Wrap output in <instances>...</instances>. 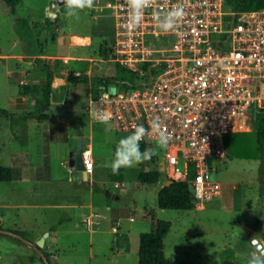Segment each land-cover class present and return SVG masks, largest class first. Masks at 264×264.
<instances>
[{
	"label": "rangeland",
	"instance_id": "rangeland-1",
	"mask_svg": "<svg viewBox=\"0 0 264 264\" xmlns=\"http://www.w3.org/2000/svg\"><path fill=\"white\" fill-rule=\"evenodd\" d=\"M54 1L21 0L16 13L27 21V26L21 28L0 0V108L9 110L14 103L25 102L19 94L26 86L30 87L28 110L35 108L34 100L42 101L46 73L40 59L44 57L16 56L45 51L44 41L38 36L45 26L42 21L55 16L50 13ZM58 15L56 25L61 32H80L87 25L83 20H87L85 12L79 19L69 18L63 6ZM108 20L91 47L71 48L73 56L86 55L92 61H73L70 66L81 72L90 68L91 74H81L87 78L74 87L68 86L69 93L60 109L44 112L47 125H42L44 120L29 121L24 134L15 137L21 129L0 115V165L15 164V180L0 182L1 228L19 231L32 242L48 233L41 249L48 256L55 255L58 264H138L140 233L154 230L157 220H166L171 227L164 238L165 254L178 263L248 264L256 251L250 239L256 238L264 245V205L258 200L261 158L255 126L250 122L245 131L224 135L226 156L209 159L210 179L221 186L222 195L205 208H160L157 195L167 178L162 174L156 184L137 181L142 170H159L164 149L151 160L121 168L118 175H113L106 165L114 158L118 141L132 132L115 131L83 109L90 96L100 92L95 85L97 78H111L122 91L136 81L131 71L112 60L113 23L110 17ZM28 60L34 61L33 68ZM19 70L33 72L29 84L18 83ZM36 79L40 82L34 83ZM63 116L69 119V125ZM77 116L84 127L81 131L76 125ZM68 129L74 135L85 136L84 145L91 149L94 169L88 180L100 188L92 194L87 180H78L76 171L69 166L76 142L72 140L69 147L64 144ZM142 145L144 149L154 148L156 141L141 142ZM20 150H26V157L16 156L14 151ZM106 191L117 198L106 196ZM85 201H91L94 214L81 207ZM256 215L257 223L253 221ZM0 264L45 263L33 248L0 233Z\"/></svg>",
	"mask_w": 264,
	"mask_h": 264
},
{
	"label": "built area",
	"instance_id": "built-area-1",
	"mask_svg": "<svg viewBox=\"0 0 264 264\" xmlns=\"http://www.w3.org/2000/svg\"><path fill=\"white\" fill-rule=\"evenodd\" d=\"M228 1L157 0L134 31L126 27V0L98 6L112 19V60L136 81L124 91L115 83L116 92L108 88L114 82L97 83L100 92L89 98L85 111L96 120L95 110L110 114L107 126L118 132H133V125L150 128L158 118L172 135L159 171L167 179L188 182L191 200L201 208L222 195L210 179L208 161L226 156L224 135L245 131L252 113L264 110V7L234 11ZM174 6L185 13L180 35L161 32L153 18ZM151 141L155 134L142 142ZM82 157L91 175L87 144Z\"/></svg>",
	"mask_w": 264,
	"mask_h": 264
},
{
	"label": "trees",
	"instance_id": "trees-1",
	"mask_svg": "<svg viewBox=\"0 0 264 264\" xmlns=\"http://www.w3.org/2000/svg\"><path fill=\"white\" fill-rule=\"evenodd\" d=\"M21 0H2L4 3V10H6L13 19L19 23V26H27L26 19L20 18L16 13V7ZM234 11H250L257 10L264 7V0H229ZM50 22V19L48 20ZM45 84L43 87V99L42 101H36L34 109L23 111L22 113L16 114L12 113L4 108H0V115L5 118H10L14 124L18 120L21 123L27 120L31 121H43L47 120V114L44 113L49 107L50 102V88L52 80L54 78V73L45 65ZM86 76H75L74 71H69L67 80L68 86L74 87L78 82L85 80ZM113 82L109 77H99L97 78V83L99 85H107ZM30 87H25L21 94H27ZM64 99L67 98V92H65ZM251 123L256 128L257 134V144L260 153L261 163L259 169V187L258 194L259 200L264 205V110H258L252 113ZM76 125L78 129L82 127V122L79 116L76 117ZM81 131V130H80ZM144 149V146H141ZM152 164V161H151ZM162 172L154 167H149L148 171L142 170L137 181L141 184H156ZM191 173L190 177L192 178ZM14 179V170L10 166L0 165V182H9ZM170 180V179H167ZM166 180V182H167ZM164 186L158 191L157 203L160 208L163 209H174V210H191L195 204L191 200L190 195V184L188 182L173 181L169 185ZM95 190H100L98 185H94ZM254 222H258V215L254 218ZM171 224L166 220H157L155 223V228L149 232H142L139 236V251H138V264H180L174 260L171 256H166L164 238L167 235ZM1 228V226H0ZM13 232L23 236L19 231L13 230ZM47 257V253H45ZM41 258V257H40ZM42 260V259H41Z\"/></svg>",
	"mask_w": 264,
	"mask_h": 264
},
{
	"label": "crops",
	"instance_id": "crops-1",
	"mask_svg": "<svg viewBox=\"0 0 264 264\" xmlns=\"http://www.w3.org/2000/svg\"><path fill=\"white\" fill-rule=\"evenodd\" d=\"M103 1L104 0H95V6L92 9L85 11V14L87 15L86 16L87 20L85 18H83V20L87 25H89V27L87 25H86L87 27L86 26H84L83 28L81 27L80 28L81 30H79L80 32H73L74 31L73 29H68V30L61 32L59 30V28L57 27L56 22L59 20L58 11L60 9H62L64 5H59L57 7V9L55 8V9L50 10V13L55 14V16L52 15L50 17L45 18V20L42 21V22H45V26H44V29L40 32V34L38 36L39 39H42L44 41L45 51L40 50L39 52H36L34 54L22 53L21 55L16 56L19 59H24V58L39 59L40 56H43L44 58L40 59V60H42L43 65H47L49 67V69L54 73L53 79L55 80L56 83L51 84L50 102H49V107L46 110V112L60 109L59 106L65 102V99H64V96L66 94L65 92H67V94L69 93V89L66 90V88H67L66 87L67 86L66 78L68 76L69 71H74V75L78 76V77L81 76V74H86V75L90 76V74H91L90 68H88L87 70H84V72H81L80 70H77V69H74L73 67H71L70 64L73 61H75V62H91L92 58L87 57L86 55L73 56L71 54V50H72L71 48H88V47H91L95 37H97V35H99V33L103 31V29L105 28V23L109 22V20H108L109 16H107L104 12L100 11L98 8L99 3H102ZM49 19H50V22H48ZM74 37L80 38L82 41L75 42L73 40ZM50 46L51 47L54 46V47L51 49ZM49 48H50V50H49ZM33 62H34L33 60H28L27 63L29 65H31L33 68ZM57 63H59V68L57 67V65H58ZM32 68H31V70H32ZM25 77H28V78H25ZM32 77H33L32 71L31 72H27V71H23V70L18 71V83L19 84H29V83H27V81L32 80ZM54 80H53V82H54ZM33 82L39 83L40 79H36ZM96 82H97V80H96ZM96 82H95V85L97 86ZM19 95L21 96V98L23 100H25V102L14 103L12 108L9 109L8 111H10L12 113L19 114V113H22L23 111L28 110L27 109L28 103L26 102L28 100V97H29L28 94H21L20 93ZM35 102H36V100H34L32 102L33 105L35 104ZM85 107H83L84 110H85ZM62 120L67 121V125H69V119L67 117L63 116ZM16 121L17 122L14 123V126L17 128H20L21 132H19L17 130L15 132L14 136L19 137L20 134H24V130L26 129L29 121H31V120H27L24 123H21L18 120H16ZM44 121H45V123L42 125H47L48 124L47 120H44ZM83 128L84 127L82 126L80 128V130H83ZM80 135L81 134L74 135L71 132V130L68 129L66 132L67 141H65L64 144L67 147H69L71 144V141L75 140V142H76L77 138L80 137ZM82 137L85 140V136H82ZM14 153L16 154V156H19L20 158L26 157V150L14 151ZM8 166H10L14 169L15 164L11 163ZM14 180H15V178H14ZM86 185H88L89 194H92L93 190H95L94 185H92L91 183H86ZM114 186L119 187V185H114ZM113 196H115V195H113ZM115 198H117V196H115ZM256 198H257V196H256ZM258 200H259V194H258ZM81 207L84 210H86L85 212H88V214H94L93 213L94 207H93L91 201H85ZM253 221H254V219H253ZM232 249L234 250V248H232Z\"/></svg>",
	"mask_w": 264,
	"mask_h": 264
},
{
	"label": "clouds",
	"instance_id": "clouds-1",
	"mask_svg": "<svg viewBox=\"0 0 264 264\" xmlns=\"http://www.w3.org/2000/svg\"><path fill=\"white\" fill-rule=\"evenodd\" d=\"M65 15L69 18L79 19L80 13L90 10L95 6V0H63ZM128 8V22L126 27L129 31H134L140 27L145 10L157 7V0H126ZM185 13L182 7L174 6L169 11L161 14L154 13L153 18L157 28L165 33L178 32V25L184 19ZM96 118L108 125L111 116L101 110H95ZM134 131L127 137L121 138L116 146L114 158L106 166L110 167L113 175H118L121 168H133L141 163L149 161L158 150L166 149L172 139V135L164 129L162 122L154 119L150 128L144 125H133ZM156 136V146L141 150L140 144L146 136ZM256 251L252 253L248 264H264V245L254 240Z\"/></svg>",
	"mask_w": 264,
	"mask_h": 264
},
{
	"label": "water",
	"instance_id": "water-1",
	"mask_svg": "<svg viewBox=\"0 0 264 264\" xmlns=\"http://www.w3.org/2000/svg\"><path fill=\"white\" fill-rule=\"evenodd\" d=\"M62 2H63V0H56V1L52 2L50 10L55 9V8L57 9V7L62 4ZM108 88L112 92H116L119 89V87L115 83H111ZM83 146H84V138L78 137L76 140L75 150H74V152L70 153L69 166L76 171L78 180H87V183H90V181L88 180L89 174H87V172L84 171V162H83V157H82ZM147 170L148 169H146L145 171H147ZM171 183H172V180H167L166 185H169ZM106 196L111 197L113 195L111 193H109L108 191H106ZM0 233L11 235V236L19 239L20 241H22L23 243H25L29 247L36 250L39 253L42 261L45 264H58L57 257L55 255H50L49 257H47L41 249L44 245L45 237L48 236V233H44V235L42 237H40L35 242H32V241L24 238L23 236L11 231V230L0 228ZM254 240L258 241L256 238H251L249 241L253 247H255L254 246ZM255 249H256V247H255Z\"/></svg>",
	"mask_w": 264,
	"mask_h": 264
},
{
	"label": "bare ground",
	"instance_id": "bare-ground-1",
	"mask_svg": "<svg viewBox=\"0 0 264 264\" xmlns=\"http://www.w3.org/2000/svg\"><path fill=\"white\" fill-rule=\"evenodd\" d=\"M73 40H74L75 42L82 41L80 38H77V37H74ZM164 177H165V176H164Z\"/></svg>",
	"mask_w": 264,
	"mask_h": 264
}]
</instances>
